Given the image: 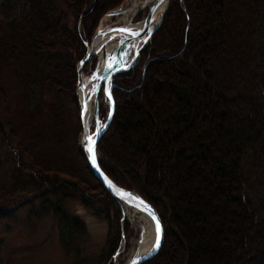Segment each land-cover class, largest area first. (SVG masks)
Here are the masks:
<instances>
[{
    "label": "trees",
    "instance_id": "16d2710c",
    "mask_svg": "<svg viewBox=\"0 0 264 264\" xmlns=\"http://www.w3.org/2000/svg\"><path fill=\"white\" fill-rule=\"evenodd\" d=\"M125 1L0 3V74L18 90L13 110L0 81V219L39 201L76 264L89 234L67 201L108 221L98 264L130 233L82 153L76 95L100 19ZM142 56L144 70L114 78L97 152L107 176L163 222L164 245L143 264H264V0H171Z\"/></svg>",
    "mask_w": 264,
    "mask_h": 264
},
{
    "label": "rangeland",
    "instance_id": "374dc122",
    "mask_svg": "<svg viewBox=\"0 0 264 264\" xmlns=\"http://www.w3.org/2000/svg\"><path fill=\"white\" fill-rule=\"evenodd\" d=\"M135 1L127 0L122 6L104 15L100 19L96 31L101 26L102 28H110L126 25L135 16L134 22L143 20L150 12V7L145 10L141 9V11L140 9L134 10L126 16L127 22H122L124 15L120 12L131 10L134 6L136 7L138 4ZM0 3H2V0H0ZM137 8L140 7L138 6ZM111 13H114L115 16H110ZM82 29L83 20L78 24L79 32ZM147 61V57H141L140 54L137 67L144 70L148 64ZM98 65L99 54L89 62L84 70L88 87L93 84L98 71ZM0 81L7 89L11 109L16 110L18 107V90L13 78L10 77L9 72L4 70L0 74ZM101 91L99 96V114L101 113L98 119L99 128L104 126L109 115V101L104 91V86ZM94 102L93 99L91 112L95 117ZM102 112L104 113V117L102 116ZM96 120L95 117L91 127V135L95 134L98 126ZM122 152L126 154V152ZM65 208L71 218H79L81 220L89 234L85 248L83 249V259L79 264H98L108 236L109 226L107 219L103 215H96L76 200L67 201ZM123 212L121 223L129 225L130 233L127 237L125 236V239L123 238L120 249L121 254L115 256L111 264H126L132 258L141 236V221L134 216L133 212L125 209ZM0 246L2 258L7 264H76L75 257L68 255L61 245L58 227L53 216L40 211L39 201L13 210L9 212L8 216L0 219Z\"/></svg>",
    "mask_w": 264,
    "mask_h": 264
},
{
    "label": "water",
    "instance_id": "95a60500",
    "mask_svg": "<svg viewBox=\"0 0 264 264\" xmlns=\"http://www.w3.org/2000/svg\"><path fill=\"white\" fill-rule=\"evenodd\" d=\"M165 0H159L156 2L153 7L151 8L148 15L141 21L134 22L136 16L126 25L121 26H114L110 28H100L97 29L93 41L91 45L87 46V53L84 56V58L78 63L77 65V73H78V84H77V90L76 95L79 101V107H80V117H81V123L83 128L82 138L80 141V147L82 150V153L88 163V166L94 175V177L104 186V188L109 192V194L117 200V202L120 204L121 207L127 206L131 209L147 214L150 216V218L153 220L155 224L156 229V240L155 244L152 248V250L145 254V255H138L135 253L134 257L130 259L126 264H143L144 262L156 257L163 245L165 240V233H164V226L163 222L156 211V209L147 201L145 200L141 195L138 193L125 189L121 186H119L117 183H115L107 174L103 171L99 164V155L97 152V147L100 139L104 135V133L107 131L109 126L111 125L115 113V100L113 97V89L115 85H113V80L116 75L122 72H126L129 70L134 69L140 60V54L141 52L146 48V46L149 44V42L152 40L153 36L155 35L156 31L160 28L162 25L164 18L166 16V13L168 11V8L164 15L161 17V20L159 23L155 26V23L157 22L158 16V10L161 7ZM169 5H170V1ZM141 11V9H140ZM118 14V13H116ZM110 16H115L114 13H111ZM120 29H129L130 31H119ZM126 35L128 37H131V40H136L138 38H142V45L139 47L138 50H136L134 57H135V63L133 65L128 66H120L115 68L114 70L110 71L106 77L105 80L100 81L97 83L96 88L94 90L95 95V114H96V121H97V128L94 135H91V129L87 127L86 124V117L89 112L88 108V100L89 98L86 96V90H87V81L84 76V70L86 66L91 62V60L97 56L98 52L103 50L104 46L106 45V42H111L114 39ZM108 39V40H107ZM107 40V41H105ZM105 41V42H104ZM104 85V91L109 99L110 104V111L108 118L102 128H99V95L102 89V86ZM92 137V140L95 141L94 144V151H95V163H93L92 160V153L89 151V144L87 141V137ZM131 194V199H129L127 196H121L120 192ZM143 202V203H140ZM153 214L155 215L156 219H153ZM157 221L159 222L160 226V233H157ZM159 236V247H156V241ZM123 238L125 239V235L123 234ZM121 254V251L118 252L117 256ZM137 254V255H136Z\"/></svg>",
    "mask_w": 264,
    "mask_h": 264
},
{
    "label": "bare ground",
    "instance_id": "6f19581e",
    "mask_svg": "<svg viewBox=\"0 0 264 264\" xmlns=\"http://www.w3.org/2000/svg\"><path fill=\"white\" fill-rule=\"evenodd\" d=\"M158 1L159 0H136L135 3L138 4L136 5V7L134 6L131 10L120 12L121 14L124 15L122 22L126 23L127 22L126 16H128V14L133 12L134 10L137 9L145 10L149 7L151 9L153 5ZM138 6L140 8H137ZM168 6H169V1L165 0L158 10L157 13L158 19L157 22L155 23V26L161 20V17L166 12ZM142 38L143 37L138 38L136 40H131V37L122 35L111 42L109 41L106 42V45L104 46L103 50L100 51V53L98 52L99 54L98 71L93 80V84H91L90 87H88L87 85V90H86V96L89 98L88 100L89 112L86 117V124L89 129H91L94 118L96 117V114L94 117L91 112L92 102L94 99L93 90L95 89V86L97 85L98 82L105 80L108 73L114 70L115 68L120 66H128V65L130 66L135 63L134 54L136 50H138L139 47L142 45ZM110 61L113 63V67L111 69L108 67ZM124 209L133 212L134 216L141 221V236L138 242V246L134 251L132 258L134 257L135 253H137L138 255H145L149 253L152 250L156 240V229L153 220L147 214L137 212L131 209L130 207L123 206L122 210Z\"/></svg>",
    "mask_w": 264,
    "mask_h": 264
},
{
    "label": "snow or ice",
    "instance_id": "6c2138e0",
    "mask_svg": "<svg viewBox=\"0 0 264 264\" xmlns=\"http://www.w3.org/2000/svg\"><path fill=\"white\" fill-rule=\"evenodd\" d=\"M119 31H130L129 29H120ZM108 67L111 69L113 67V63L110 61L109 64H108ZM87 141H88V144H89V151L92 153V160H93V163H95V151H94V144H95V141L92 140V137H87ZM120 195L121 196H127L129 199H131V194H127V193H123L122 191L120 192ZM140 203H143V202H140ZM153 219H156L155 215L153 214ZM160 226H159V222L157 221V233L159 234L160 233ZM156 247L158 248L159 247V236L157 238V241H156Z\"/></svg>",
    "mask_w": 264,
    "mask_h": 264
}]
</instances>
